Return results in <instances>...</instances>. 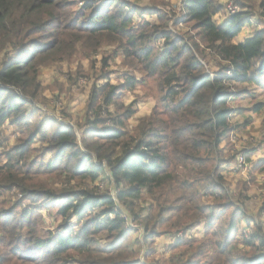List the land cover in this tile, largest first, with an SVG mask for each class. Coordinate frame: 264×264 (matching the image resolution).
<instances>
[{"label":"trees","instance_id":"obj_1","mask_svg":"<svg viewBox=\"0 0 264 264\" xmlns=\"http://www.w3.org/2000/svg\"><path fill=\"white\" fill-rule=\"evenodd\" d=\"M257 1L233 0L235 14L221 0L181 1L175 20L161 0L148 7L129 0H0V128L9 121L19 135L0 154V264H136L140 242L126 243L131 219L143 224V244L163 235L173 240L177 254L168 264H264L262 223L243 222L238 208L246 203L231 201L221 168L226 141L249 125L235 119L242 110L234 103L253 100L252 88L264 91V0ZM255 12L258 28L236 42L246 25L254 26ZM106 46L113 51L100 56ZM98 56L103 69L124 58L143 79L126 74L120 85L108 78L93 83L76 127L43 117L40 71ZM148 81L157 92L154 108L129 129L135 110L122 96ZM249 110L260 115L264 101ZM254 171L264 174V160ZM101 181L117 190L114 198L98 195ZM145 197L152 217L143 221L132 210ZM123 207L133 213L127 220ZM43 209L52 231H39ZM201 223L197 239L193 229Z\"/></svg>","mask_w":264,"mask_h":264},{"label":"rangeland","instance_id":"obj_2","mask_svg":"<svg viewBox=\"0 0 264 264\" xmlns=\"http://www.w3.org/2000/svg\"><path fill=\"white\" fill-rule=\"evenodd\" d=\"M131 3L138 7H148L156 0H129ZM166 3V9L175 14V20L179 19L181 13L178 12V6L182 0H161ZM233 0H223V4L232 3ZM247 2H252L257 4V0H247ZM253 15L251 19L253 27L245 26L236 39V42L240 39L250 36L253 34L257 27L258 18ZM145 19H150L149 16L144 15ZM221 19V16H218ZM135 22H140L142 18L139 15L134 16ZM184 29V28H183ZM189 29V28H188ZM185 30V29H184ZM190 30V29H189ZM160 43H157V47ZM159 48V47H158ZM113 51L112 47L106 46L101 50L100 56L107 57ZM100 56L92 61L87 59H75L69 63H61L54 65L52 67L43 68L40 71L39 82L41 83V89L38 92L37 105L41 107V115L44 117H49L56 120L62 124L71 123L75 127L81 125L84 120V115L86 112V103L88 101L89 92L93 83L102 85L103 80L108 78L111 85H120L123 82L124 75L128 74L136 79H143V74L139 71L138 66H131L129 62H126L124 58L118 57L115 60L109 62L107 68H101L100 64L97 63L100 60ZM2 58H0V65L2 63ZM96 60V61H95ZM96 78H100L96 80ZM264 85V82H263ZM256 90L255 98L249 100L248 98L240 99V101L235 102L236 107L240 108L241 113L235 118L241 125L248 120L249 125L243 127L239 132L232 134L229 141H226L228 145H224L223 161L221 164L222 177L225 186L230 187L231 201L236 204L239 202L246 203L244 207L238 208L241 205L238 204V209L242 210L244 213L243 222L246 220H256L262 223L264 228V174L257 173L254 168L259 164V162L264 160V110L260 115H255L250 112L251 105L258 101H264V91L261 88H252ZM157 98V92L155 90L154 84L150 81L146 82L145 85H137L133 92L124 93L122 100L125 105L132 104L135 110L134 117L128 121L127 126L129 129H133L136 125V120L149 116L155 105V100ZM47 124V122H46ZM54 127H57L54 125ZM77 134L81 136L80 130H77ZM18 132L10 125L9 121H6L2 128H0V154L8 151L10 148L15 146L18 142ZM35 148L39 149L40 144L36 141ZM50 155L47 154L45 161L50 159ZM4 161V158L0 160ZM256 165L254 166L253 164ZM254 166V167H253ZM44 181H55L53 179L41 178ZM56 184L60 182H55ZM76 183L72 184L71 186ZM84 187H88L89 190L94 189L95 185L85 183ZM96 192L98 195L101 192H106L111 197L114 198L117 190L109 188L106 183L101 181L98 184ZM204 203L207 199H203ZM211 201V200H208ZM151 200L147 197L143 198L139 203L134 204L135 214L141 217L143 221L148 216L151 219L152 213H148L146 208ZM147 206V207H146ZM261 209V210H260ZM262 211V213H258ZM121 211V210H120ZM128 211V210H127ZM46 210L43 209L42 222L39 224V231L41 230H54L56 227L53 224V219ZM53 211H50L52 215ZM132 212H126L124 207L121 211V217L130 216ZM215 216L217 218L218 211L214 210ZM125 214V215H124ZM133 214V213H132ZM232 214V209L229 208L227 212H224L223 216L218 218L216 224L225 226V220L229 219ZM46 220V221H45ZM154 221V218L152 222ZM75 225V222L71 226ZM143 225V224H142ZM140 222H135L131 219L129 225L126 229V243L136 244L140 242L139 246H135L137 251L135 254L136 264H168L169 258L175 256L177 252L171 249L173 240L165 235L153 240H149L146 245L143 244L142 238H144L143 226ZM251 232V231H249ZM195 237L200 239L204 235L203 223L197 225L193 229ZM180 234H182L180 232ZM188 234V233H187ZM42 233H40V236ZM194 235V234H193Z\"/></svg>","mask_w":264,"mask_h":264},{"label":"built area","instance_id":"obj_3","mask_svg":"<svg viewBox=\"0 0 264 264\" xmlns=\"http://www.w3.org/2000/svg\"><path fill=\"white\" fill-rule=\"evenodd\" d=\"M182 1H186V0H182ZM239 9L237 7V5L230 3L226 5V12L227 14H235L236 12H238ZM125 215V214H124ZM124 220H127V216L123 217ZM182 235V234H180Z\"/></svg>","mask_w":264,"mask_h":264},{"label":"crops","instance_id":"obj_4","mask_svg":"<svg viewBox=\"0 0 264 264\" xmlns=\"http://www.w3.org/2000/svg\"><path fill=\"white\" fill-rule=\"evenodd\" d=\"M222 2H223V0H221V3H222ZM246 37H248V36H246ZM246 37H244V38H246ZM242 39H243V38H242ZM242 39H240V40H242ZM240 40H239V41H240Z\"/></svg>","mask_w":264,"mask_h":264}]
</instances>
